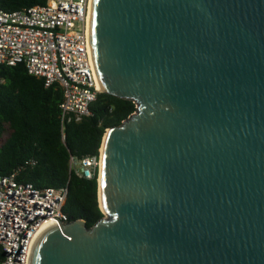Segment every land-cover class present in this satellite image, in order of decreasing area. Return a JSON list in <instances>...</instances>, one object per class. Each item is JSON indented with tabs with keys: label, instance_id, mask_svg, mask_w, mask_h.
Here are the masks:
<instances>
[{
	"label": "water",
	"instance_id": "obj_1",
	"mask_svg": "<svg viewBox=\"0 0 264 264\" xmlns=\"http://www.w3.org/2000/svg\"><path fill=\"white\" fill-rule=\"evenodd\" d=\"M89 43L137 109L103 139L105 216L29 264H264V0H92Z\"/></svg>",
	"mask_w": 264,
	"mask_h": 264
},
{
	"label": "built area",
	"instance_id": "obj_2",
	"mask_svg": "<svg viewBox=\"0 0 264 264\" xmlns=\"http://www.w3.org/2000/svg\"><path fill=\"white\" fill-rule=\"evenodd\" d=\"M92 0H47L16 11L0 8V64H25L46 87L63 90L62 139L66 127L89 117L101 89L89 43ZM34 164V162H32ZM99 155H71L70 173L100 178ZM68 187L37 188L18 180V172L0 175V264H29L33 243L51 222L66 220ZM59 219V220H58Z\"/></svg>",
	"mask_w": 264,
	"mask_h": 264
},
{
	"label": "trees",
	"instance_id": "obj_3",
	"mask_svg": "<svg viewBox=\"0 0 264 264\" xmlns=\"http://www.w3.org/2000/svg\"><path fill=\"white\" fill-rule=\"evenodd\" d=\"M46 2L0 0V8L16 11ZM62 101L61 87H46L25 64H0V175L18 172L20 182L37 188L68 187L63 208L66 221L83 219L91 228L105 216L99 202V181L71 174L70 157L99 155L107 129L121 125L137 105L101 92L91 105L92 114L68 125L63 141Z\"/></svg>",
	"mask_w": 264,
	"mask_h": 264
},
{
	"label": "bare ground",
	"instance_id": "obj_4",
	"mask_svg": "<svg viewBox=\"0 0 264 264\" xmlns=\"http://www.w3.org/2000/svg\"><path fill=\"white\" fill-rule=\"evenodd\" d=\"M99 87H100V89H101V85H100V83H99Z\"/></svg>",
	"mask_w": 264,
	"mask_h": 264
},
{
	"label": "rangeland",
	"instance_id": "obj_5",
	"mask_svg": "<svg viewBox=\"0 0 264 264\" xmlns=\"http://www.w3.org/2000/svg\"><path fill=\"white\" fill-rule=\"evenodd\" d=\"M7 136V135H6Z\"/></svg>",
	"mask_w": 264,
	"mask_h": 264
}]
</instances>
